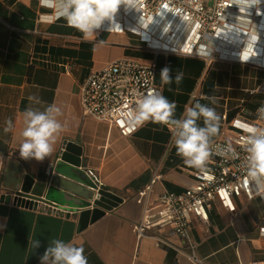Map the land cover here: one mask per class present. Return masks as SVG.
I'll list each match as a JSON object with an SVG mask.
<instances>
[{"label":"crops","instance_id":"crops-1","mask_svg":"<svg viewBox=\"0 0 264 264\" xmlns=\"http://www.w3.org/2000/svg\"><path fill=\"white\" fill-rule=\"evenodd\" d=\"M50 11L42 8L39 0H0V180L8 159L37 179L52 168L65 144L72 142L81 167L122 201L81 227L78 211L73 208L44 212L38 206L21 207L0 200V264H40V257L53 239L83 247L88 264H194L172 247H157L151 237L154 232L140 239L132 232L141 214L135 196L154 175L159 179L152 185L153 200L163 190L178 192L192 184L194 168L176 154L173 131L169 126L147 121L134 134L120 136L106 122L82 116L79 85L91 71L122 57L142 62L155 58L154 83L162 95L176 103L174 118H182L186 108L196 102L214 107L221 116L215 140L231 134L235 117L251 119L264 104V68L196 56H154L128 33L97 29L96 36L85 39L63 18L47 19ZM260 15L249 31L259 35L254 48L246 47L247 36L226 34L224 38L233 44L231 49L242 44L264 61V12ZM239 24L244 26L245 19ZM165 66L171 69L173 78L177 70L183 71L179 85L174 80L171 85H161L160 72ZM30 95L39 97L41 103L30 102ZM212 96L216 104L204 98ZM53 103L62 109L58 119L64 125L54 152L43 161L21 159L18 149L24 110L32 106L42 111ZM7 119L12 120L13 130L5 133ZM198 124L203 126V120ZM7 193L12 191L0 185V195ZM238 202L233 216L216 207L209 213L208 224L192 221L190 237L204 264L264 261V236L259 233V226L264 224V199L256 194L251 200L242 197ZM161 237L187 251L178 237ZM35 239L40 247L33 250L30 241Z\"/></svg>","mask_w":264,"mask_h":264},{"label":"built area","instance_id":"built-area-1","mask_svg":"<svg viewBox=\"0 0 264 264\" xmlns=\"http://www.w3.org/2000/svg\"><path fill=\"white\" fill-rule=\"evenodd\" d=\"M230 4L231 0H142L137 9L126 10L121 5L111 30V22L107 20L100 30L134 35L154 56L158 53L196 56L207 61L219 59L264 68V61L251 55L250 48L240 44L231 49L233 44L226 43L224 38L226 34L248 36L251 26L263 14L264 4L260 5L259 13L255 11L248 17L240 16L238 7ZM242 18L246 22L244 26L239 24ZM245 52L248 55H244ZM155 69V58L142 62L139 58L125 56L91 71L79 85L82 116L106 122L120 136L134 134L140 125L129 130L128 114L143 94L152 89L160 92L154 83ZM240 124L264 128V121L258 119L256 112L251 119L234 118L231 134L215 139V143L231 142L238 153L236 158L212 155L204 170H192V184L181 191L163 190L153 200L152 185L159 179V175H154L150 183L137 192L135 201L141 206V214L132 225L137 239L154 232L151 237L157 247H172L194 264H204L196 255L190 237L192 221L208 224L209 213L216 207L233 216L242 197L251 200L258 194L250 183L246 184L248 178L243 168L247 155L243 139L246 133ZM91 176L95 191L105 189L98 177ZM258 195L264 199V194ZM259 233L264 236V224L259 226ZM163 234L181 239L187 251L171 245L161 237ZM248 264H264V261L251 260Z\"/></svg>","mask_w":264,"mask_h":264},{"label":"clouds","instance_id":"clouds-1","mask_svg":"<svg viewBox=\"0 0 264 264\" xmlns=\"http://www.w3.org/2000/svg\"><path fill=\"white\" fill-rule=\"evenodd\" d=\"M142 0H39L42 8L51 10L46 14L49 20L63 18L68 26L80 31L85 39L97 35L107 20L114 23V17L121 5L126 10L135 8ZM264 0H231V5L238 7L240 16L248 17L251 9L260 11V5ZM259 35L249 34L246 39V47H255ZM171 69L167 66L161 69V85H171L174 82L179 85L184 79L183 71L177 70L175 77L171 75ZM171 90V89H169ZM211 104H216V98L204 97ZM28 100L34 104H40L41 100L35 95H30ZM176 103L169 101L164 95L152 89L143 94L136 101L135 108L129 113V130L143 125L147 121L169 126L173 131V142L176 154L180 156L184 164L199 170H204L212 155H219L225 159H234L238 156L231 142L224 145L216 144L214 138L220 130L221 116L214 107L196 102L194 106L187 107L180 119L174 118ZM257 117L264 121V104L257 110ZM62 109L55 103L48 105L44 110L29 106L22 114L23 129L20 133L19 155L23 160L35 159L43 161L51 156L55 150V143L64 125L58 119L62 116ZM203 120V126L198 124ZM4 132L13 130L11 119L6 120ZM239 124V121L237 122ZM244 136L245 151L247 153L243 168L247 176L246 184H251L258 194H264V128L256 125L240 124ZM32 249L40 247V241H30ZM40 264H88L83 247H78L71 242L65 243L59 239H53L40 257Z\"/></svg>","mask_w":264,"mask_h":264},{"label":"water","instance_id":"water-1","mask_svg":"<svg viewBox=\"0 0 264 264\" xmlns=\"http://www.w3.org/2000/svg\"><path fill=\"white\" fill-rule=\"evenodd\" d=\"M75 144L68 142L57 156L52 168L37 179L24 173L12 159L4 165L0 185L12 191L1 194L0 200L21 207H39L44 212H57L61 207L78 211L81 227L102 216L122 201L115 194L95 191L91 174L81 167Z\"/></svg>","mask_w":264,"mask_h":264},{"label":"rangeland","instance_id":"rangeland-1","mask_svg":"<svg viewBox=\"0 0 264 264\" xmlns=\"http://www.w3.org/2000/svg\"><path fill=\"white\" fill-rule=\"evenodd\" d=\"M3 172H4V168H3L2 173H1V179H2Z\"/></svg>","mask_w":264,"mask_h":264}]
</instances>
